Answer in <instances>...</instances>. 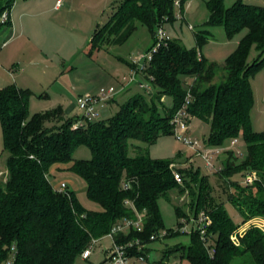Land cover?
I'll return each mask as SVG.
<instances>
[{
    "label": "trees",
    "instance_id": "16d2710c",
    "mask_svg": "<svg viewBox=\"0 0 264 264\" xmlns=\"http://www.w3.org/2000/svg\"><path fill=\"white\" fill-rule=\"evenodd\" d=\"M187 1L191 0H181V10ZM174 2L118 0L109 21L97 26L88 56L126 42L137 23L152 33L154 47L156 29L174 21ZM224 2H207V25L224 27L230 40L247 31L226 61L210 62L200 54L210 39L207 30L195 34L199 50L170 39L141 71L147 82L153 78L149 81L153 92L134 95L109 119L84 121L74 127L82 118H68L62 107L30 116V90L15 84L0 89L3 152L7 154L6 179L0 180V264H76L93 240L138 216L143 218V231L120 234L116 242L132 244L133 253H137L139 242L144 253H149V246L157 241L151 240L153 235L166 231L164 239L176 237L181 234V219L201 211L212 219L209 237L215 254L211 256L200 235L192 233L187 246L165 249L159 264H167L174 253H181L190 264H264V232L252 228L239 246L232 242L239 223L214 196L210 176H201V170L188 163L189 167H178L183 179L179 184L171 165H180V156L153 159L147 148L134 144L148 147L163 136L174 135L172 120L190 93L187 113L190 122L198 119L209 127L206 146L221 148L239 138L246 145L243 159L242 152L226 151L221 161L223 171L214 174L222 182L223 194L243 222L264 218V132L254 131L251 119L255 102L251 79L264 69V5L238 0L226 8ZM14 3L0 0V18ZM10 24L0 21V27ZM253 47L259 55L249 64ZM187 78H193L189 88ZM167 99L169 105L165 104ZM81 146L90 150L91 158L74 161V152ZM68 163H72L69 170L86 183L87 196L99 210L84 208L69 187L60 192L52 185L51 169ZM253 173L257 179L252 185L234 180ZM174 193L186 203L185 209L175 204V230L166 229L160 209V200L172 203Z\"/></svg>",
    "mask_w": 264,
    "mask_h": 264
},
{
    "label": "rangeland",
    "instance_id": "374dc122",
    "mask_svg": "<svg viewBox=\"0 0 264 264\" xmlns=\"http://www.w3.org/2000/svg\"><path fill=\"white\" fill-rule=\"evenodd\" d=\"M118 0H17V3L23 2L27 10L28 16L24 20L27 28H33L35 25L51 26L54 28V43L57 46L56 57H53L54 63H59V70H47L48 75L54 77L51 80V89L43 92V100L41 105L32 106L29 110L30 116L40 112L46 107L52 106L54 103H60L65 97H73L74 95H99L102 89L114 88L117 92L116 102L108 103L103 108L97 110L98 120L109 119L114 116L121 104L129 100L136 94L144 93L138 83L128 85L124 83L125 77H130L135 67L133 63L141 59L140 68L146 63L145 55L150 53L154 44V36L149 29L137 23L136 30L123 44H111L104 49L96 51L91 57L87 54V48L92 40L98 25H105L112 13ZM181 1V0H180ZM209 0H191L184 4V9L174 8V21L165 22L162 27L170 39H179L190 50H199L196 42L195 34L207 30L209 32V41L199 50L200 54L210 62L223 64L226 59L235 51L239 41L246 34V30L241 31L233 39H228L224 27L208 26L210 13L207 7ZM238 0H225L226 8L233 6ZM250 4L264 5V0H243ZM57 2L58 10L56 13L50 8ZM60 2V4H58ZM59 5V6H58ZM182 15L183 18H179ZM6 27V26H5ZM47 37V35H46ZM259 52L255 47L250 50L248 63L252 64L258 58ZM72 58L70 62H64V59ZM57 68V66H56ZM75 68L77 72L78 85H75V92H68L66 86L72 88V82H68V74L70 70ZM65 70L64 72H62ZM50 77V76H49ZM52 78V77H50ZM139 81H144L142 74L138 75ZM86 81V82H82ZM193 83V78H187L188 88ZM125 91H122V86ZM128 85V86H127ZM251 85L254 92V107L251 113L253 129L256 132H264V69L260 70L251 79ZM71 94V95H70ZM170 99L165 100V104L169 105ZM106 107V108H105ZM105 108V109H104ZM190 133L194 139H198L202 144L201 151L215 152V159L220 163L226 151L240 149L242 159L246 156V145L242 138L238 139L237 148L231 147V142L227 141L221 148L204 146L209 135V127L198 119L190 122ZM142 148H147L153 159H177L180 156L181 164L179 168L189 167L190 163L195 169L201 170V176H210V182L214 187V196L218 202L225 204L226 211L235 223L245 225L240 215L229 203L227 197L223 194L222 182L217 176L210 174L205 168V163L196 152L181 143L174 135L161 137L154 145L146 146L141 143H135ZM132 151V149H131ZM91 158L90 150L87 147H78L73 155V160H88ZM7 154L3 152V135L0 124V171L6 172ZM72 163L59 164L51 169V183L59 189L62 184H66L71 191L76 193L80 204L87 210H99V207L89 200L86 193V183L69 168ZM0 173V180L6 179V173ZM234 180L241 182L240 176L234 177ZM178 195L174 193L173 202L170 203L165 199L160 200V209L164 219L166 229H177L178 218L175 213V204H180L185 209L186 203L180 202ZM187 200V199H186ZM190 242L189 234L181 233L180 235L164 240L153 242L150 248V257L152 261H161L164 257L165 249H173L176 245L182 244L187 246ZM111 240L103 238L95 245L92 256L89 260L79 258L76 264H105V250L110 247ZM167 264H190L185 258H181V253H174Z\"/></svg>",
    "mask_w": 264,
    "mask_h": 264
},
{
    "label": "built area",
    "instance_id": "2783aa9c",
    "mask_svg": "<svg viewBox=\"0 0 264 264\" xmlns=\"http://www.w3.org/2000/svg\"><path fill=\"white\" fill-rule=\"evenodd\" d=\"M17 0H15L16 3ZM14 3V5H15ZM60 4V2L58 3ZM59 6V5H58ZM174 6L179 7L181 9V1L175 0ZM14 7V6H13ZM13 9V8H12ZM11 10H6L3 12L0 21L2 24H6L9 21H11ZM179 18H183L182 15L179 16ZM156 44L153 47V49L145 55L146 63L150 62L153 58V54L157 52L159 47L170 40V38L166 35L164 30L160 28L156 32ZM7 43L4 44L6 46ZM138 62H134L135 69L133 70L130 77L124 78V83L128 82V85L138 83L140 88L146 92V93H152L153 88L152 85L149 83L153 80L152 77L148 78V82L146 79L144 81H139L138 75L141 74V71L145 68L146 63L142 66V68L139 67L140 63L142 62L141 59L137 60ZM127 85V86H128ZM126 87L122 86V91H124ZM117 92L114 88L110 89H102L99 93V95H80L78 96L76 100V105L78 110L80 111L82 120L75 124L74 127H78L84 124V121H94L98 120V114L97 110L99 108H103L106 104H108L110 101H112L116 96ZM191 100L190 93H188L185 104L183 107L177 112L174 119L172 120V124L174 125V136L184 145L189 147L191 150L196 152V155L198 157H201L205 163V168L210 174H217L223 171V166L215 159V154L218 153V151L215 152H206L203 153L200 149L202 147V144L198 139H194L193 136L190 133V116L187 113V106L189 105ZM231 147L237 148L238 139H234L231 141ZM206 144H204L205 146ZM238 155L241 154L240 149L233 150ZM191 163V162H190ZM192 164V163H191ZM178 164H172L171 169L174 171V176L176 181L179 184L183 183V179L181 174L178 172ZM257 179V176L255 173L253 174H247L245 177L241 180L242 185H252L253 182ZM127 189V186H126ZM60 192H64L67 190V185L62 184L59 189H57ZM184 197L183 199H185ZM182 199V200H183ZM245 225H239L238 228L234 231V233L231 235L232 242L236 245H240V239L246 234V232L252 228L260 229L264 232V218L262 217H256L253 219H250L247 222H244ZM212 225V219L210 215L205 212L201 211L200 213L194 215L189 213V218H183L181 219V226L178 228L179 232L181 233H188L191 235L192 233H198L202 239V241L205 243L206 247L208 248V252L211 256L215 254V248L212 246L213 241L209 237V229ZM144 226V221L142 216H138V219L136 220H127L123 223L117 224L110 233H108L105 237L111 240V247L106 253L105 258V264H159L157 261H152L150 254L147 252L144 253V249L140 246V243L137 242V253L131 252L130 249L132 248V244H119L116 242V237L120 234L127 235L131 231L136 232H142ZM166 236V231H162L158 235H153L151 237L152 241L155 240H164ZM102 238V239H103ZM101 240V239H100ZM99 242V240H93L91 245L84 250V252L81 255V259L83 260H89L92 256L93 249L95 245ZM10 264H13V262H10Z\"/></svg>",
    "mask_w": 264,
    "mask_h": 264
},
{
    "label": "crops",
    "instance_id": "0c3cea01",
    "mask_svg": "<svg viewBox=\"0 0 264 264\" xmlns=\"http://www.w3.org/2000/svg\"><path fill=\"white\" fill-rule=\"evenodd\" d=\"M56 4L57 2H54L50 10L61 13ZM23 5V2L14 5L11 12V24L0 27V89L15 84L20 89L30 90L33 93L29 101L30 110L33 105H41L43 92L52 88L51 80L53 81L59 76V71L53 77L48 75L47 70H59V63L55 64L53 61V57L58 55L56 51L58 48L53 42L54 28L43 27V25L27 28L24 20L28 16L29 8H25ZM5 43H7L6 46H4ZM71 59H64V62H70ZM69 72L68 82L74 84L72 88L69 85L66 86V90L70 93L77 90L75 85H78V81L81 80L77 78L75 68ZM82 82L86 81L82 80ZM78 96L74 95L71 98L64 96L60 103H54L52 106L46 107L48 109H42L38 113L62 107L68 118L80 117L81 114L76 105ZM113 102H116V97L109 103ZM3 172L0 171V173ZM5 173L7 174V171ZM110 247L105 250V253Z\"/></svg>",
    "mask_w": 264,
    "mask_h": 264
}]
</instances>
